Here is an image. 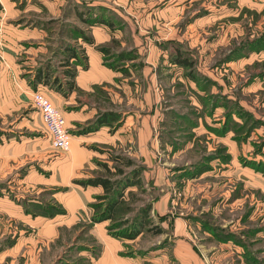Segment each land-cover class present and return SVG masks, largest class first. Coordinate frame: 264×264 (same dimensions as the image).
<instances>
[{
	"label": "rangeland",
	"instance_id": "374dc122",
	"mask_svg": "<svg viewBox=\"0 0 264 264\" xmlns=\"http://www.w3.org/2000/svg\"><path fill=\"white\" fill-rule=\"evenodd\" d=\"M238 1L0 0V62L46 76L63 116L65 69L94 51L107 72L76 86L97 106L67 124L84 157L52 146L33 92L17 110L5 90L0 264H264V7Z\"/></svg>",
	"mask_w": 264,
	"mask_h": 264
},
{
	"label": "crops",
	"instance_id": "0c3cea01",
	"mask_svg": "<svg viewBox=\"0 0 264 264\" xmlns=\"http://www.w3.org/2000/svg\"><path fill=\"white\" fill-rule=\"evenodd\" d=\"M239 2V1H238ZM240 5H246V6H251V7H258L261 10L262 7H264V0H246V1H241L239 2ZM253 5H258V6H253ZM13 42V41H12ZM92 46V45H90ZM95 46V45H94ZM88 47V46H87ZM15 48V47H14ZM91 48V47H90ZM85 48L86 51H89L90 49ZM93 48V47H92ZM12 51V50H11ZM75 55L71 54L70 50L65 51L64 50V54L67 56V58L70 60V62H72V60L75 59V56L77 55V52H73ZM94 55V56H92ZM100 54L98 56V54H96L94 51L90 52V56H89V66L88 69L84 70V71H78L76 77L73 79L75 85L73 86V91L72 94L65 100V105H68L69 108V112L66 113V115L64 116L65 121H66V126L67 124H69V126H76L78 124L77 121L79 120H87L91 117H93L96 113H97V106L95 102H92L90 100L89 94H86L84 96H77L76 95V88L79 87L80 89H84V90H88L91 88L92 85L94 84H98L99 82H101L103 80V78H105V76L107 75V72L104 71V69H102L101 67H98V62L100 61ZM13 54L12 52H10V55L6 54V63L8 62V64H6V67L3 66L4 63L0 62V90H2V92L0 91V118L3 117L2 115L5 114V111L1 110L4 108H7L5 106H3L5 103H7V99H6V95H5V90L7 92H11V94H13L14 100H10L11 98H8V101L10 105H14V107H17V110H19L21 107L24 106V102L22 100V96L24 94H30L31 92H42L43 94L44 91L47 90L50 91L51 95L58 98L60 95L58 94V92L54 91L52 88V85L47 83L45 81L44 78H46V76L41 77L38 76V80L35 82V84H31V82L29 83L28 79H22L19 77V73L21 71L17 70L14 65H13ZM67 69H65L66 72ZM44 79V80H43ZM40 80H43L42 82H40ZM65 80H69L70 82V77L65 78ZM77 86V87H76ZM54 92V93H53ZM46 95V94H45ZM19 98L17 99L16 97ZM47 96V95H46ZM50 100L51 98L49 96H47ZM52 101V100H51ZM81 101V103H80ZM53 102V101H52ZM87 102H92L91 103V107L95 106V109L88 108ZM54 104V103H53ZM77 105H83L80 109H77ZM133 115L127 117L126 119V123L124 124V127L126 128V130L128 128H131V120H133ZM68 128V126H67ZM149 130V128H148ZM70 132V131H69ZM71 133V132H70ZM96 133H99L96 132ZM72 136V135H71ZM148 132L144 133V137H141V147L142 150L145 151V149H147V142H148ZM50 140H51V136H50ZM74 151L71 149L69 152H72V154H75V158H78V155H81V157H84L85 154L78 150L76 146L73 145ZM80 151V153H79ZM68 152V153H69ZM79 154H76V153ZM99 186H97L96 188H98ZM86 197V196H85ZM87 198V197H86Z\"/></svg>",
	"mask_w": 264,
	"mask_h": 264
},
{
	"label": "built area",
	"instance_id": "2783aa9c",
	"mask_svg": "<svg viewBox=\"0 0 264 264\" xmlns=\"http://www.w3.org/2000/svg\"><path fill=\"white\" fill-rule=\"evenodd\" d=\"M34 105L39 109L43 121L50 133L52 146L58 150L69 152L71 149V134L60 110L42 92L32 94Z\"/></svg>",
	"mask_w": 264,
	"mask_h": 264
},
{
	"label": "trees",
	"instance_id": "16d2710c",
	"mask_svg": "<svg viewBox=\"0 0 264 264\" xmlns=\"http://www.w3.org/2000/svg\"><path fill=\"white\" fill-rule=\"evenodd\" d=\"M87 39V38H86ZM90 43H93L92 40H89ZM71 54L75 55L73 52L74 50H70ZM79 58L81 59V57L77 54L75 56V58ZM66 75H68V77L74 79L77 75V72H72L69 69L66 70ZM112 159L114 161H116L117 163L122 162L123 165L127 166V167H131L134 165V162L130 159L124 158L120 155L117 156H113ZM122 170H118V173H121ZM89 184L92 185H96V186H102L104 188L105 191L108 192H115L117 187L121 184L119 180H112L110 178H96L94 180H90Z\"/></svg>",
	"mask_w": 264,
	"mask_h": 264
}]
</instances>
